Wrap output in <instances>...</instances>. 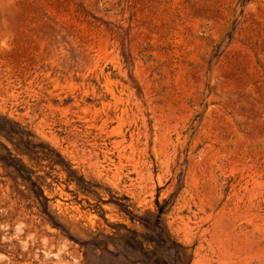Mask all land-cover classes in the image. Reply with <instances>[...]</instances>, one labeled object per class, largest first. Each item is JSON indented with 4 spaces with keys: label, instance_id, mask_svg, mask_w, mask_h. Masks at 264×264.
Returning <instances> with one entry per match:
<instances>
[{
    "label": "rangeland",
    "instance_id": "rangeland-1",
    "mask_svg": "<svg viewBox=\"0 0 264 264\" xmlns=\"http://www.w3.org/2000/svg\"><path fill=\"white\" fill-rule=\"evenodd\" d=\"M0 264H264V0H0Z\"/></svg>",
    "mask_w": 264,
    "mask_h": 264
}]
</instances>
